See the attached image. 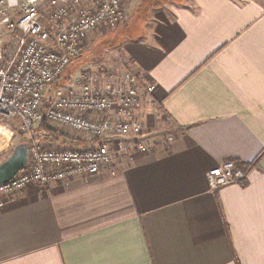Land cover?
I'll use <instances>...</instances> for the list:
<instances>
[{
  "label": "crops",
  "instance_id": "crops-1",
  "mask_svg": "<svg viewBox=\"0 0 264 264\" xmlns=\"http://www.w3.org/2000/svg\"><path fill=\"white\" fill-rule=\"evenodd\" d=\"M124 3L107 70L156 84L139 117L173 139L110 136L121 156L100 172L9 199L0 264H264V0ZM136 139L149 150L125 152ZM227 160L248 176L213 191L207 174Z\"/></svg>",
  "mask_w": 264,
  "mask_h": 264
},
{
  "label": "built area",
  "instance_id": "built-area-1",
  "mask_svg": "<svg viewBox=\"0 0 264 264\" xmlns=\"http://www.w3.org/2000/svg\"><path fill=\"white\" fill-rule=\"evenodd\" d=\"M0 135L18 122L28 144V164L10 181L0 184V208L30 184L52 187L77 174H96L117 161L110 136L141 134L138 119L143 89L150 94L137 70H126L114 83H102L87 71L75 76L69 88L46 100V92L80 56L88 36L99 28L116 29L126 20L124 0H0ZM89 114H93L91 116ZM42 120L60 137H45L36 129ZM61 139L68 146H61ZM170 140L173 138L170 136ZM88 141L87 146L77 142ZM62 144V143H61ZM12 145L5 144L0 153ZM147 152L136 139L125 152ZM213 191L245 182L248 173L233 160L209 170Z\"/></svg>",
  "mask_w": 264,
  "mask_h": 264
},
{
  "label": "rangeland",
  "instance_id": "rangeland-1",
  "mask_svg": "<svg viewBox=\"0 0 264 264\" xmlns=\"http://www.w3.org/2000/svg\"><path fill=\"white\" fill-rule=\"evenodd\" d=\"M2 6H3V4L0 3V8ZM129 20L130 19L128 17V13L126 12V20L118 28H116L114 30L106 29V28L105 29L99 28V29L95 30L94 32H92L88 36V38L85 42V45H84L83 49L81 50L80 56L70 65L71 66L70 72H72L73 75L77 76L81 72H83V70H84V71H87L88 73H91L92 75L95 76V75L99 74L98 70L100 68L106 69V68H108L109 65L115 66V65H112L113 64L112 62H115V60H118V58H119L118 57L119 56V48H117L118 43H119L120 39L122 38V36L124 34H126V33H124L126 29L121 28V26L127 25ZM107 60H111L110 64H109V62H107ZM89 64L91 65V67ZM82 66H84V69L80 71V67H82ZM108 70L111 71L110 69H108ZM118 73H115V76H114L115 80L114 81L110 80L107 84H109V83L111 84V83L116 82V78H117L116 75H118V78L120 75H122V72L119 71ZM68 76L69 75L65 73L64 77H68ZM69 85L70 84L63 82L59 88L61 90H63V92H65V90L67 88H69ZM59 88H54V85L49 87V89H48L49 91L47 90L48 96L54 97V96L58 95V93L60 92ZM141 122L143 125V133L144 134L150 133V135H152V137L155 140H159V139L165 140V139H168L169 136L171 135L170 127H169L167 122H165L167 124H164L163 121L155 119V121L152 123L151 126L146 124L145 121H143V120H141ZM19 125L20 124L18 122H15L13 124L12 128L8 127L6 129L2 130L3 133L0 135V148H2L7 143L11 144V142H12V145L8 149H6L0 153V163L3 162L5 159H7L11 155L14 147L17 144H19L21 142H25V137L20 132ZM39 130L44 133L45 137L50 136V133L47 132L46 130H44V129H39ZM64 141L65 140L61 139V141L60 140L58 141V144L61 146H68L69 144L66 143L67 141L66 142H64ZM126 141H124L125 146H127V144L129 143V141H127V142ZM115 150L121 156L120 149L115 148Z\"/></svg>",
  "mask_w": 264,
  "mask_h": 264
},
{
  "label": "water",
  "instance_id": "water-1",
  "mask_svg": "<svg viewBox=\"0 0 264 264\" xmlns=\"http://www.w3.org/2000/svg\"><path fill=\"white\" fill-rule=\"evenodd\" d=\"M28 164V144H17L11 155L0 163V184L10 181Z\"/></svg>",
  "mask_w": 264,
  "mask_h": 264
},
{
  "label": "trees",
  "instance_id": "trees-1",
  "mask_svg": "<svg viewBox=\"0 0 264 264\" xmlns=\"http://www.w3.org/2000/svg\"><path fill=\"white\" fill-rule=\"evenodd\" d=\"M77 58H78V57H77ZM77 58H76V59H77ZM76 59H75V60H76ZM75 60H74V61H75ZM74 61H72V63H73ZM72 63H71V64H72ZM67 69H68V70H67ZM67 69L65 70L63 76L60 78L61 80H60L59 82L53 84V85H54V88H59V87L62 85L63 82H65V83H69V82L73 79V73L70 72V71H71V70H70V69H71V66H69ZM65 73L68 74L69 76H68V77H64ZM71 73H72V74H71ZM53 85H52V86H53ZM48 91H49V90H48ZM48 91L46 92V95H47V97H46L47 103H48L49 100L51 99V97L48 96ZM35 128L38 129V130H39V129H44V130H46L47 132L50 133V136H51L53 139H59V137H60L59 132H58L56 129L51 128V127L46 123L45 120H42L39 124L36 125Z\"/></svg>",
  "mask_w": 264,
  "mask_h": 264
},
{
  "label": "bare ground",
  "instance_id": "bare-ground-1",
  "mask_svg": "<svg viewBox=\"0 0 264 264\" xmlns=\"http://www.w3.org/2000/svg\"><path fill=\"white\" fill-rule=\"evenodd\" d=\"M138 119L141 121V119H140V117H139V115H138ZM142 123V122H141ZM143 126V125H142Z\"/></svg>",
  "mask_w": 264,
  "mask_h": 264
}]
</instances>
